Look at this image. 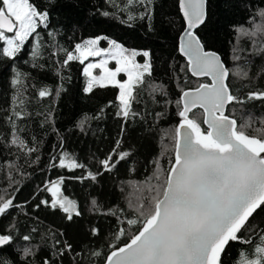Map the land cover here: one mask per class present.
Returning a JSON list of instances; mask_svg holds the SVG:
<instances>
[{
  "label": "trees",
  "instance_id": "16d2710c",
  "mask_svg": "<svg viewBox=\"0 0 264 264\" xmlns=\"http://www.w3.org/2000/svg\"><path fill=\"white\" fill-rule=\"evenodd\" d=\"M32 3L39 11L48 13L37 33L25 41L15 57L3 55L0 41V196L13 198L15 205L0 214V234L13 237L9 245L0 247V260L42 264L58 247L55 240L60 239L74 248L73 253L63 257V264H102L103 256L110 251L109 244L126 242L135 233V227L122 223L124 218H133L128 203L134 199L129 195L133 191L130 184L151 177L157 161L168 167L167 161L173 154L169 151L165 155V149L173 148L172 138L180 119L175 101L182 90L208 80L191 76L186 60L178 52V38L184 28L178 0H153L150 6L135 4L127 11L122 10L123 0H32ZM145 7L151 8V18L139 19ZM261 8L264 0H207L206 23L197 30L205 49L215 51L226 66L235 69L239 65L249 71V79L229 78L234 94L241 98L249 91L264 89V53H257L260 45L253 44L251 39L238 37L235 27L250 26L253 23L250 17ZM129 14L135 18L128 20ZM91 37H100L101 42L115 40L129 51L150 53L147 59L152 64V74L146 76L133 104L137 116L125 119L116 115L114 87H96L85 93L84 64L78 61L68 66L62 64L65 53L61 49L74 50L75 44ZM236 48L241 49L239 61L233 59ZM33 51L38 55L33 56ZM17 72L22 74L26 100L20 110L29 114L23 121L17 120V125L23 129L21 136L28 146L36 148L32 154H25L26 150L4 139H10L11 125L7 118L13 107L12 97L21 87L12 85ZM44 87L52 95L41 98L38 91ZM153 88L158 90L153 92ZM110 101L113 103L109 104ZM49 113L51 117L46 119ZM193 113L198 114L195 118L206 129L202 111L197 108ZM226 113L235 115L238 121L248 115L258 121L264 117V103L252 101L243 110L239 105L230 106ZM117 141H120L118 148ZM114 148L131 155L108 172L100 161ZM62 153H68L84 167H59ZM89 172L96 175L95 180L88 177ZM61 178L62 195L75 201L82 213L71 222L62 210L50 207L51 194L45 190L49 182ZM42 200H48L49 205L37 208ZM93 200L97 205L92 204ZM110 211L116 215L109 214ZM251 222L257 232L264 230V208L254 214ZM118 227H124L127 233L120 241L115 239ZM93 228L100 230L98 236L91 234ZM25 235L31 239L25 241ZM251 238L253 243L259 242L256 235ZM245 247L251 246L230 242L227 254L222 257L224 264H233L238 250ZM25 248L33 249L35 255L25 257ZM92 251H100L102 256L92 257Z\"/></svg>",
  "mask_w": 264,
  "mask_h": 264
},
{
  "label": "snow or ice",
  "instance_id": "6c2138e0",
  "mask_svg": "<svg viewBox=\"0 0 264 264\" xmlns=\"http://www.w3.org/2000/svg\"><path fill=\"white\" fill-rule=\"evenodd\" d=\"M152 2L123 0L125 7L122 10L127 11L135 4L150 6ZM206 4L207 0H179L185 27L179 37L178 51L186 58L188 72L195 77H208L211 83H200L195 88L182 90L175 101L180 119L172 138L173 148L165 149V155L171 151L172 158L167 161V168L157 161L156 171L151 177L130 184L133 191L129 195L134 199H129L128 203L133 218H124L122 223L129 228L135 227V233L127 237L126 242L109 244L110 251L103 256V264H224L222 257L227 254L230 242L251 246L238 250L233 264H264V230L257 232L251 222L254 214L264 208V117L257 121L248 115L238 121L235 115L226 114L230 106L239 105L243 110L249 102L264 103V89L249 91L243 98L234 94L230 76L249 79V71L239 65L235 69L229 68L216 52L205 49L197 30L206 23ZM47 17L48 13L39 11L32 0H0L3 55L15 57ZM146 17L151 18L150 7H145L139 15V19ZM134 18L132 14L128 15V20ZM250 20L253 21L250 26H236L235 31L238 37L259 44L257 53H264V43H260L264 41V8L258 9ZM99 39L77 43L71 51L61 49L65 53L62 64L68 66L73 61L85 64L93 58L83 69L88 77L84 92L91 93L96 87H114L118 89L116 115L125 119L135 117L138 113L133 111V104L146 83V76L152 74L150 60L146 59L141 64L136 57L148 58L150 53L129 51L115 40L109 41L110 48H98ZM240 51L239 48L234 49V61L241 59ZM36 55L38 52L33 51V56ZM110 61L115 62L114 68L108 67ZM95 69L99 70L98 75L93 74ZM121 73L126 79H118ZM12 85L21 87L12 97L13 107L7 118L11 125L10 139H4L10 145L26 150L25 154H32L36 148L28 146L21 136L23 129L17 125V120L23 121L29 115L20 110L26 104L21 73H16ZM152 90L155 92L158 89ZM59 94L56 92V95ZM50 95L52 92L47 87L38 91L41 98ZM197 108L203 110V124L207 125V129L202 128L195 118L198 114L193 113V109ZM50 117L51 113L46 119ZM119 144L120 141H117V148ZM117 148L100 161L105 171L111 172L120 161L130 157V152H117ZM114 156L118 159L114 160ZM58 166L84 167L68 153L61 154ZM88 177L96 179L92 172L88 173ZM62 183V178L51 181L45 190L52 197L50 207L62 210L71 222L82 213L75 201L62 195ZM41 204L49 205V201L42 200L36 207ZM92 204L97 205V201L93 200ZM11 207H15L13 198L0 196V214ZM119 211L123 212V209ZM109 214L116 215L111 211ZM99 232L98 228L91 230L93 236H98ZM253 235L257 236L258 243H253ZM125 236V228L118 227L115 239L120 241ZM23 239L28 241L31 237L25 235ZM12 240L11 235L0 234V247L9 245ZM55 246L58 247H55L52 256L44 258L42 264H63V257L74 252L73 245L67 241L62 243L56 239ZM24 255L34 256L35 252L25 248ZM91 256L101 257L102 253L92 251ZM0 264L11 262L0 260Z\"/></svg>",
  "mask_w": 264,
  "mask_h": 264
},
{
  "label": "rangeland",
  "instance_id": "374dc122",
  "mask_svg": "<svg viewBox=\"0 0 264 264\" xmlns=\"http://www.w3.org/2000/svg\"><path fill=\"white\" fill-rule=\"evenodd\" d=\"M42 24H43V23H42ZM96 38H98V37H91V38H87L86 40L96 39ZM99 38H100V37H99ZM84 41H85V40H84ZM109 41H111V40H105V41L101 42L100 39H99L98 44L96 45V47H98V48H110ZM81 43H82V42H81ZM3 46H4V45H3ZM142 52H143V51H142ZM97 59H99V58H97ZM146 59H147V58H145V57H143V56H137V57H136L137 62H138V63H141V64H143L144 61H145ZM92 60H93V58H89L88 61H85V64H84V66H83V69H84V67L86 66V64L89 63V62H91ZM115 66H116V65H115V62H114V61H110V62H109L108 67L114 68ZM93 74L98 75V74H99V70H98V69L93 70ZM85 77H86V76H85ZM87 79H88V77H86V83H87ZM118 79L123 80V79H126V77L124 76L123 73H121V74L118 76ZM86 83H85V86H86ZM117 95H118V89H117ZM51 198H52V197H51Z\"/></svg>",
  "mask_w": 264,
  "mask_h": 264
},
{
  "label": "water",
  "instance_id": "95a60500",
  "mask_svg": "<svg viewBox=\"0 0 264 264\" xmlns=\"http://www.w3.org/2000/svg\"><path fill=\"white\" fill-rule=\"evenodd\" d=\"M178 9H179V13H180V16H181V19H182V21H183V24H184V27H185V21H184V19H183V14H182V12L180 11V8H179V0H178ZM183 30H184V28H183ZM183 30H182V32H183ZM182 32H181V34H182ZM180 34V35H181ZM180 35H179V37H180ZM178 48H179V38H178ZM210 51H212V50H210ZM179 52V51H178ZM215 52V51H214ZM179 54L183 57V55L179 52ZM185 60H186V58L185 57H183ZM190 73V72H189ZM191 74V73H190ZM191 76H193L192 74H191ZM193 77H195V76H193ZM195 78H207V82H203V83H211V80H210V78H208V77H195ZM187 90V89H186ZM194 110V109H193ZM201 111H202V122H203V110L202 109H200ZM227 114V113H226ZM204 125V124H203ZM205 126V128L207 129V125H204ZM103 264V263H102Z\"/></svg>",
  "mask_w": 264,
  "mask_h": 264
}]
</instances>
